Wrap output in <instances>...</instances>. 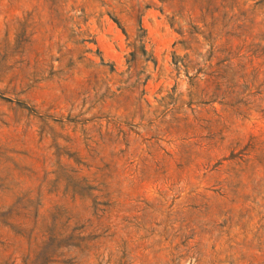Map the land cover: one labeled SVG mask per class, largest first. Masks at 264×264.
Masks as SVG:
<instances>
[{"label":"rangeland","instance_id":"rangeland-1","mask_svg":"<svg viewBox=\"0 0 264 264\" xmlns=\"http://www.w3.org/2000/svg\"><path fill=\"white\" fill-rule=\"evenodd\" d=\"M0 264H264V0H0Z\"/></svg>","mask_w":264,"mask_h":264}]
</instances>
